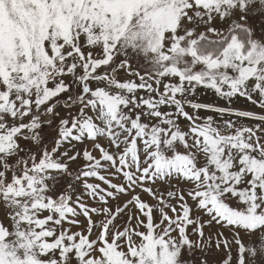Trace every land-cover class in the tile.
Wrapping results in <instances>:
<instances>
[{"label":"snow or ice","instance_id":"1","mask_svg":"<svg viewBox=\"0 0 264 264\" xmlns=\"http://www.w3.org/2000/svg\"><path fill=\"white\" fill-rule=\"evenodd\" d=\"M240 99L264 0H0V264H264Z\"/></svg>","mask_w":264,"mask_h":264},{"label":"rangeland","instance_id":"2","mask_svg":"<svg viewBox=\"0 0 264 264\" xmlns=\"http://www.w3.org/2000/svg\"><path fill=\"white\" fill-rule=\"evenodd\" d=\"M204 100L205 102H214L215 101V97L212 95V94H208L206 97H204ZM235 107H238L240 109H246V110H249V111H252L254 113H257V114H264V112H262L261 109L251 105L249 102H246L244 101L243 99H240V100H237L235 102ZM248 124H256V123H259V121H252V120H248L247 121ZM260 134V133H258ZM145 199H149L146 195L144 197ZM151 202V201H150ZM189 203H191V201H189ZM75 230V229H73ZM210 259H218V257H216L215 255L213 257H210Z\"/></svg>","mask_w":264,"mask_h":264}]
</instances>
